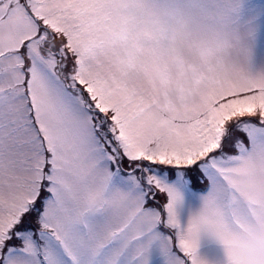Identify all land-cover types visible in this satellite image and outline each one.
<instances>
[{
    "label": "snow or ice",
    "instance_id": "obj_1",
    "mask_svg": "<svg viewBox=\"0 0 264 264\" xmlns=\"http://www.w3.org/2000/svg\"><path fill=\"white\" fill-rule=\"evenodd\" d=\"M0 264H264V0H0Z\"/></svg>",
    "mask_w": 264,
    "mask_h": 264
}]
</instances>
